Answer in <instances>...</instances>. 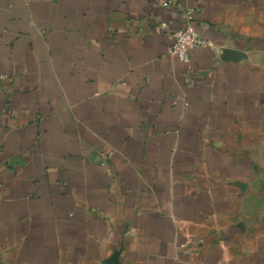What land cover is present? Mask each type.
<instances>
[{
	"label": "crops",
	"instance_id": "crops-1",
	"mask_svg": "<svg viewBox=\"0 0 264 264\" xmlns=\"http://www.w3.org/2000/svg\"><path fill=\"white\" fill-rule=\"evenodd\" d=\"M164 1L0 0V264H264V0Z\"/></svg>",
	"mask_w": 264,
	"mask_h": 264
},
{
	"label": "built area",
	"instance_id": "built-area-1",
	"mask_svg": "<svg viewBox=\"0 0 264 264\" xmlns=\"http://www.w3.org/2000/svg\"><path fill=\"white\" fill-rule=\"evenodd\" d=\"M165 6L172 4V0H165ZM167 26V23H162ZM213 41L203 37L194 25V9L185 13V24L172 33V41L166 47V54L176 57L184 63L191 60V51L198 47H212ZM102 164H105L103 162Z\"/></svg>",
	"mask_w": 264,
	"mask_h": 264
},
{
	"label": "rangeland",
	"instance_id": "rangeland-1",
	"mask_svg": "<svg viewBox=\"0 0 264 264\" xmlns=\"http://www.w3.org/2000/svg\"><path fill=\"white\" fill-rule=\"evenodd\" d=\"M263 169H264V165H263ZM262 182L264 183V173H263V176H262Z\"/></svg>",
	"mask_w": 264,
	"mask_h": 264
}]
</instances>
